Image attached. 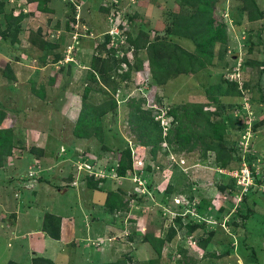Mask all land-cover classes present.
Instances as JSON below:
<instances>
[{"label": "rangeland", "instance_id": "374dc122", "mask_svg": "<svg viewBox=\"0 0 264 264\" xmlns=\"http://www.w3.org/2000/svg\"><path fill=\"white\" fill-rule=\"evenodd\" d=\"M174 2L48 0L45 4L51 13L38 12L36 0L4 2L6 11L13 5V16L20 12L23 17L19 43H0V111L4 114L0 128L11 131L13 146L0 166V264H45L44 260L175 264L183 258L194 264H264V74L248 64L264 58V0H255L263 19L254 22L246 20L239 0H212L215 24L225 25L227 32L224 60L158 86L150 81L146 53L138 47L144 44L143 34L149 42L163 38L174 11L189 12L185 6L177 9ZM68 4L74 10L73 22H67L72 15ZM30 30L57 45L48 52L35 49L26 40ZM106 36H111L108 44ZM169 39L193 50L187 39ZM106 50H115L117 58L112 59L123 56L132 67L141 60L142 68L132 70L127 82L121 81L114 96L116 109L100 118L102 142L94 136L76 139L72 129L83 85L90 87L87 102L92 105L110 98L96 73L91 77L99 83L86 79L92 58L109 59ZM56 56L60 59L54 63ZM6 62L12 79L4 77L9 76ZM120 73L112 74L115 81ZM224 78L236 80L241 91L238 97L220 98L222 106L216 113L231 126L224 140L233 145L239 141L241 155L249 152L253 190L244 202L230 177L244 161L221 168L214 163V154L199 145L188 152H173L161 144L152 157L149 147L138 145L127 124L131 104L140 103L148 111L147 119L162 127L163 136L173 126L166 127L169 109L197 103L204 110H215L204 89ZM32 84L42 88L43 100L30 93ZM125 146L132 170L119 178L114 172L116 152ZM38 149L42 156L37 158ZM88 176L104 180L102 191L85 187ZM114 190L128 204L124 211L110 215L103 203L107 192ZM44 214L59 218L58 240L42 231ZM186 215L212 232L204 250L192 241L200 229L188 233L175 223L176 216L185 223ZM170 228L174 237L163 242L159 256L140 242L145 232L165 240Z\"/></svg>", "mask_w": 264, "mask_h": 264}, {"label": "trees", "instance_id": "16d2710c", "mask_svg": "<svg viewBox=\"0 0 264 264\" xmlns=\"http://www.w3.org/2000/svg\"><path fill=\"white\" fill-rule=\"evenodd\" d=\"M36 10L40 13H51L50 9L46 6L45 2L48 0H36ZM175 0V6L177 9L185 6V11H189L187 14L180 12H173L172 24L165 30L163 38H159L158 35L150 42L145 40L147 35L143 36L144 44L138 48L143 49L146 53V63L148 66V74L150 75V81L155 85H163L167 80L174 78L178 75H190L196 74L199 71L205 69L207 66H212L213 61L216 60V64L220 65L224 60V56L227 50V32L225 25L215 24L213 18V4L212 0ZM242 5V11L245 13V18L248 22L259 21L263 19V13L259 10L255 0H239ZM4 2L6 0H0V43L2 41H9L10 44H18L19 39L17 33L19 32L20 22L22 14L19 12L13 16V8L11 5L9 10H5ZM71 4V3H70ZM68 4V5H70ZM70 13H74L73 8L70 5ZM73 14L68 15L67 22H73ZM130 20V19H129ZM127 21V20H126ZM129 22V21H128ZM115 23V22H114ZM67 24V23H66ZM116 28L118 24H114ZM124 32V31H123ZM154 33L153 31H151ZM169 37H176L189 40L193 45L191 52L181 48L173 43ZM111 36H106V42L109 41ZM124 40L127 38L124 34ZM27 42L35 49L41 52H48L55 48L57 45L51 42L48 38H44L38 31L30 30L26 37ZM108 44V42H107ZM108 47V46H107ZM112 50H106V55L109 59L100 58L95 56L91 59L88 69H90L91 75L86 79L91 84L99 83L94 76L96 73L100 78V83L108 91L107 101H103L98 105H92L87 102V95L89 94L90 87L83 85L81 93V107L78 111L75 119L72 135L76 139H88L94 136L99 142H102L100 118L113 112L116 109V101L114 96L116 91L120 87L121 81L127 82L132 70L138 71L142 68V61L138 64H134V67L130 65L129 60L122 56L121 60L115 61L112 57L117 58ZM60 56H56L54 63L60 59ZM44 58V56L42 57ZM5 63V70L8 71L9 79L13 78V73L9 64ZM251 67H258V72L264 74V58L260 62H249ZM126 66V70H120ZM120 67V69H119ZM228 71V70H227ZM119 80L115 81L113 73H119ZM52 82V79L50 78ZM30 93L43 100L44 92L42 88H35L32 84L30 87ZM204 95L209 105L213 106L215 110L212 112L204 110L201 104H185L180 108L169 109L166 114L169 118L166 127L171 126L165 131L166 134L161 135L162 127L157 122L149 121L146 117L148 111L142 110L140 103L132 105L128 112L127 124L130 130L135 132L134 138L138 145L142 147H149V153L152 157L160 151L161 144H165V148L168 146L171 151L188 152L199 145L204 152H211L214 154V163H218L221 168H230V163L244 161L247 168L252 170L249 165V152L245 151L241 155V148L239 141L236 144H230L224 140V132L231 126L223 122L216 113V110L220 108V98L224 97H238L241 95V91L236 80H228L227 78L219 80V82L209 85L204 89ZM4 114L0 111V125L3 121ZM13 146L11 144V131L0 128V166L3 162L2 156H10ZM248 150V149H247ZM35 157L42 156L41 150H36ZM116 167L114 172L116 177L123 178L127 171L132 170V160L129 147L125 146L122 150L116 152ZM264 161V157H263ZM264 166V162L262 164ZM232 168V167H231ZM237 168V167H235ZM92 176V175H91ZM91 176L86 177L85 187L93 191H102L104 180H94ZM236 187V193L244 202L247 194L253 190V184L250 185L245 192L240 191V187ZM221 191V189H219ZM128 201H121L119 196V190L109 191L105 197L103 206L107 213L112 215L115 212L124 211ZM42 231L51 239H59V218L51 214L43 215ZM187 221L181 224L180 216L174 218L175 223L181 225L182 228L188 232L193 233L195 228L201 230V233L192 239L194 245L204 250L208 243L211 241L212 232L205 231L204 223L196 224L187 217ZM242 219H246L245 217ZM242 226V224H240ZM178 229V227H177ZM174 230L170 228L166 233V238L160 239L154 236L150 232H145L140 237V242L145 243L152 248L156 256L160 255L163 242H168L174 237ZM189 262L185 258L176 260L175 264H194L195 262L188 258ZM192 260V262H191ZM45 264H53L49 260H44ZM106 264H124L122 260H115Z\"/></svg>", "mask_w": 264, "mask_h": 264}, {"label": "built area", "instance_id": "2783aa9c", "mask_svg": "<svg viewBox=\"0 0 264 264\" xmlns=\"http://www.w3.org/2000/svg\"><path fill=\"white\" fill-rule=\"evenodd\" d=\"M234 172L235 173H232L230 177L235 181V185L240 187V191L243 193L252 185L249 169L246 164H241L239 169Z\"/></svg>", "mask_w": 264, "mask_h": 264}, {"label": "clouds", "instance_id": "9594fccd", "mask_svg": "<svg viewBox=\"0 0 264 264\" xmlns=\"http://www.w3.org/2000/svg\"><path fill=\"white\" fill-rule=\"evenodd\" d=\"M112 32H114V31H112Z\"/></svg>", "mask_w": 264, "mask_h": 264}]
</instances>
